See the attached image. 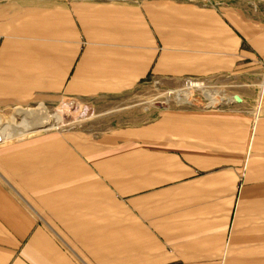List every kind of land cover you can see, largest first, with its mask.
I'll return each mask as SVG.
<instances>
[{"label":"crops","instance_id":"obj_1","mask_svg":"<svg viewBox=\"0 0 264 264\" xmlns=\"http://www.w3.org/2000/svg\"><path fill=\"white\" fill-rule=\"evenodd\" d=\"M260 2L0 0V111L264 63ZM239 97L0 144V264H264V113Z\"/></svg>","mask_w":264,"mask_h":264},{"label":"rangeland","instance_id":"obj_2","mask_svg":"<svg viewBox=\"0 0 264 264\" xmlns=\"http://www.w3.org/2000/svg\"><path fill=\"white\" fill-rule=\"evenodd\" d=\"M247 13L264 20L263 10ZM188 82L198 86L188 87ZM185 92L189 94L188 103H177L175 95ZM205 93L224 96L231 101L228 104L223 102L211 106ZM235 94L242 96L244 101L240 103V107L243 110L264 113L263 62L259 61L255 65L243 67L242 71L236 74L215 75L201 79L149 80L123 94L93 99L65 98L56 103L41 102L46 107V114L51 116L47 118V122L50 123L53 119L56 121V127L35 133L83 131L98 137L116 128L143 124L163 108L190 110L226 107L235 103L233 99ZM37 106L38 103H34L21 107L36 108ZM0 116L3 122L14 121V125L22 122V116L15 114V107L7 108L0 113ZM1 127L5 128L7 125Z\"/></svg>","mask_w":264,"mask_h":264},{"label":"bare ground","instance_id":"obj_3","mask_svg":"<svg viewBox=\"0 0 264 264\" xmlns=\"http://www.w3.org/2000/svg\"><path fill=\"white\" fill-rule=\"evenodd\" d=\"M188 87H197L195 83H189ZM208 102L211 106H216L220 103L226 102L229 103L231 99L221 96L218 97L214 93H205ZM175 99L177 103H188L189 94L188 93H181L176 94ZM15 114L22 116V122L15 124L14 121H1L2 117L0 116V131L5 136V138L11 140L18 137H21L25 134L35 131H43L49 130L56 127L55 122L53 119L49 123L47 122V118L51 117L46 114V107L43 103H38L36 108H28V107H15ZM55 118V117H54ZM2 125H7V127H1ZM9 126V127H8Z\"/></svg>","mask_w":264,"mask_h":264},{"label":"built area","instance_id":"obj_4","mask_svg":"<svg viewBox=\"0 0 264 264\" xmlns=\"http://www.w3.org/2000/svg\"><path fill=\"white\" fill-rule=\"evenodd\" d=\"M0 113H2V111H0ZM9 139L5 138V136L2 134V132L0 131V144L8 141Z\"/></svg>","mask_w":264,"mask_h":264},{"label":"water","instance_id":"obj_5","mask_svg":"<svg viewBox=\"0 0 264 264\" xmlns=\"http://www.w3.org/2000/svg\"><path fill=\"white\" fill-rule=\"evenodd\" d=\"M233 99L235 100V101H240V97L238 96V95H233Z\"/></svg>","mask_w":264,"mask_h":264}]
</instances>
